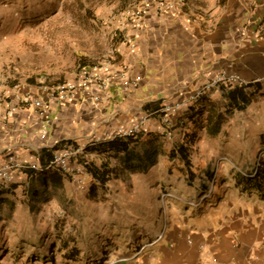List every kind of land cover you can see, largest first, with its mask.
Returning <instances> with one entry per match:
<instances>
[{
    "label": "crops",
    "instance_id": "crops-1",
    "mask_svg": "<svg viewBox=\"0 0 264 264\" xmlns=\"http://www.w3.org/2000/svg\"><path fill=\"white\" fill-rule=\"evenodd\" d=\"M160 1H150L138 19L116 23L110 60L84 64L62 78V83H77L82 70L94 74L73 100H51L47 90L55 87L34 79L10 89L8 102L0 104V165L17 154L27 167H44L62 147L88 145L86 161L106 173L108 181L102 185L91 174L66 178L58 172L19 170L8 188L0 187V217L25 203L32 210L83 196L101 201L99 214L92 208V220L99 217L101 228H89L86 255L98 259L112 250L105 256L112 258L115 251L131 252L140 242L148 246L160 234L159 189L169 185L180 198L168 202L166 236L133 264H264V201L238 185L239 194L206 207L203 192L186 180L184 162L171 158L181 144L193 153L196 147L188 144L206 132L199 125L209 113L212 128L216 114L225 121L255 102L264 103V0H184L182 6ZM221 70L252 83L244 88L251 96L245 111H227L228 89L219 88L170 124L162 123L163 106L183 100ZM27 93L49 105L46 117L31 104H19L18 97ZM148 112L155 115L133 143L92 144L119 127H131ZM195 128L196 136L190 137ZM44 130L46 139L41 138ZM189 200L196 205L188 206ZM115 243L117 250L109 246ZM64 245L56 264H84L68 252L70 241Z\"/></svg>",
    "mask_w": 264,
    "mask_h": 264
},
{
    "label": "rangeland",
    "instance_id": "rangeland-1",
    "mask_svg": "<svg viewBox=\"0 0 264 264\" xmlns=\"http://www.w3.org/2000/svg\"><path fill=\"white\" fill-rule=\"evenodd\" d=\"M149 2L0 0V104L8 102L10 89L16 85L34 79L56 87L79 66L100 65L110 60L115 46L114 33L119 27L116 23L122 18L143 16L144 13L137 16L135 11L144 9ZM183 2L175 0L181 6ZM255 103L247 112L226 119L221 134L212 136L205 129L206 132L188 144L196 149L182 170L189 185L203 192L200 198L206 207L211 208L215 202L223 201L221 198L229 199L239 194L243 186H249L247 181L241 182L242 176L252 180L249 194L264 201V103ZM199 126L200 130L204 129L205 120ZM258 169L260 176L256 177ZM210 174L214 177L210 178ZM159 191L161 211L157 228L162 230L149 245L162 235L165 238L171 215L168 202L180 198L169 185ZM165 195L167 198H163ZM187 202L188 206L196 205L194 201ZM92 208L99 214L101 201L91 202L84 196L66 203L51 201L32 210L26 203L14 208L12 214L0 220V264H56L59 256H63L60 252L66 251L62 250L66 247L65 241L72 243L68 252L81 258L77 261L84 264L92 260V264H107L120 258L134 261L147 250H153L147 248L139 253L147 245L146 241L125 254L115 251L112 258L105 257L114 253L112 250L101 253L99 260L86 255L90 248L86 246L89 228H101L99 217L92 220ZM109 246L118 249L117 243Z\"/></svg>",
    "mask_w": 264,
    "mask_h": 264
},
{
    "label": "built area",
    "instance_id": "built-area-1",
    "mask_svg": "<svg viewBox=\"0 0 264 264\" xmlns=\"http://www.w3.org/2000/svg\"><path fill=\"white\" fill-rule=\"evenodd\" d=\"M157 1V0H150ZM179 3H181L179 1ZM148 4V3H147ZM147 6V5H145ZM142 10H145L142 9ZM142 10L137 9L135 14L141 15ZM94 78V74L89 70H82L81 78L77 83L65 82L57 85L55 88L47 90L48 97L51 100H57L59 102H67L73 100L77 93L84 90L90 81ZM252 83L244 79L237 73L221 70L211 75L208 80L197 88L194 92L190 93L186 98L175 102L170 105L163 106L159 113L162 115L161 121L163 124H170L173 117L183 114L188 111L192 105L209 95L219 90L222 87H240L247 88ZM19 104H31L41 117H46L49 110V105L46 104L41 98H34L30 93L22 94L18 97ZM153 113H145L137 119L135 123L129 128L119 127L113 132L105 134L103 136L95 138L92 142L93 145H102L106 142H112L115 140H126L136 138L142 131L148 126L151 119L154 117ZM48 131L44 130L41 138L46 139ZM87 146L75 147L73 145H66L59 151L52 154L51 160L43 167L38 165H31L27 167L17 154L9 155L4 162L0 165V187L8 188L13 183L14 172L29 168L31 170H38L44 172H58L64 177H69L71 174L82 173L85 177L89 176L88 165L89 163L85 159ZM76 162V166L72 164ZM83 181V180H82ZM81 181V183H83ZM165 195L163 198H167ZM168 197H172L168 195ZM164 236H160L152 244L141 248L142 251L155 245L163 240ZM138 253V254H139ZM132 258H120L113 262H107V264H133Z\"/></svg>",
    "mask_w": 264,
    "mask_h": 264
},
{
    "label": "trees",
    "instance_id": "trees-1",
    "mask_svg": "<svg viewBox=\"0 0 264 264\" xmlns=\"http://www.w3.org/2000/svg\"><path fill=\"white\" fill-rule=\"evenodd\" d=\"M250 86L251 85H249L248 87H250ZM222 88L228 89V90L224 91V95L228 98V100H230V102L228 103L227 111L237 110V111L243 112L251 104V96H248V94L245 92L246 89L240 88V87H222ZM203 113H205V112L203 111ZM210 123H211V114L209 113V115L205 119L204 129H206L208 131V134H210L212 136L217 135L221 132L222 125L224 123V117L221 114H216L214 123H213V119H212V124H213L212 128H210V126H209V125H211ZM194 130L195 131L190 133V137L196 136V134H197L196 128ZM193 135H195V136H193ZM121 140H122L123 145H125V147H126L128 144L133 143L135 141V138L126 139V140L121 139ZM190 140H191V138H190ZM116 141L117 140L112 141V142H116ZM190 155H191V153L188 151L185 144H181V145H179L178 148H176V150H174L172 152L171 158L172 159H179L182 162H184L185 164H189L190 163ZM88 172L93 176L94 179H97L98 181H100L102 185H105L107 183V181H108L107 174L99 172L98 170H96V168H94L90 164L88 165ZM257 172L258 173H256L257 174L256 177L260 176L259 169L257 170ZM208 174H209V172H208ZM213 177H214V174H210V178H213ZM244 181H247L249 186L251 185L252 180H246L245 178L243 179V176H242L241 182H244ZM249 186L246 185V189H249L250 188ZM260 187L261 188L263 187L262 184ZM249 190H251V189H249ZM256 190L260 191L259 188H256ZM0 220H1V217H0ZM62 249L66 250L67 248H62Z\"/></svg>",
    "mask_w": 264,
    "mask_h": 264
}]
</instances>
